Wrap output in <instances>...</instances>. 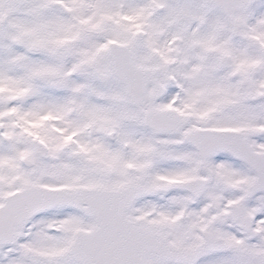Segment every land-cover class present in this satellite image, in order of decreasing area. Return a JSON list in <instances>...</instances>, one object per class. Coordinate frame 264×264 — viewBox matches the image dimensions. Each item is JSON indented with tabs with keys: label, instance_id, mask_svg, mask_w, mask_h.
<instances>
[{
	"label": "snow or ice",
	"instance_id": "snow-or-ice-1",
	"mask_svg": "<svg viewBox=\"0 0 264 264\" xmlns=\"http://www.w3.org/2000/svg\"><path fill=\"white\" fill-rule=\"evenodd\" d=\"M0 264H264V0H0Z\"/></svg>",
	"mask_w": 264,
	"mask_h": 264
}]
</instances>
